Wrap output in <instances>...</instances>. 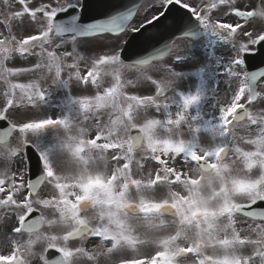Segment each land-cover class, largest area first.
Listing matches in <instances>:
<instances>
[{"label": "snow or ice", "instance_id": "6c2138e0", "mask_svg": "<svg viewBox=\"0 0 264 264\" xmlns=\"http://www.w3.org/2000/svg\"><path fill=\"white\" fill-rule=\"evenodd\" d=\"M16 2L19 10L0 19V220L10 214L14 221L0 238V247L9 250L0 254V264H28L25 256L31 255L40 264H75L80 257H87L88 264H100L101 257L107 264H264V207L259 203L264 202V95L259 87L264 71L253 73L246 65L253 46L264 47V24L250 30L258 19L264 21V0L247 8L238 0H151L145 5L151 14L135 23L139 6L86 21L87 0ZM173 7L190 12L196 29L189 27L174 42L126 62L129 57L123 54L132 33L156 28L150 33L154 37L165 21L176 27L166 15ZM201 31L230 48L231 58L222 63L219 75L227 87L233 82L236 87L220 106L217 120L205 121L211 141L207 146L155 138L161 122L146 118L137 124V115L142 107L160 108L156 99L184 76L172 62H161L182 58L176 42L193 41ZM88 51L96 54L85 55ZM18 58L26 64L14 66ZM153 65L157 74L149 71ZM27 73L39 78L17 82ZM202 73L195 94L179 93L185 111L202 99ZM48 76L69 92L67 114L60 118L41 112L51 94L42 83ZM73 79L85 93L94 91L72 95ZM142 82L154 94L126 91ZM74 106L85 115L111 107L118 114L112 125H123L131 134L121 137L118 127H110L107 134L81 130L55 145L44 142L49 129L70 132ZM177 117L168 124L179 128L185 115ZM241 123L257 130L241 137L247 147L236 140ZM144 140L155 162L146 179L133 173L134 164L144 167L135 159ZM30 149L37 153L39 173L28 161ZM159 190L163 197L158 199ZM59 225L69 230L56 234ZM89 237L98 238L96 248L86 249ZM50 248H59L64 256L52 260L45 251Z\"/></svg>", "mask_w": 264, "mask_h": 264}, {"label": "rangeland", "instance_id": "374dc122", "mask_svg": "<svg viewBox=\"0 0 264 264\" xmlns=\"http://www.w3.org/2000/svg\"><path fill=\"white\" fill-rule=\"evenodd\" d=\"M34 3L35 0H32ZM195 2L199 3V0H195ZM238 3L243 4L245 8H247V4L244 3V1H238ZM2 2H0V5ZM145 5H151V0H147L142 5V8L140 9L139 13L135 17L133 23L137 22L139 19H142L145 14L150 15V12H147ZM261 5V4H260ZM259 5V6H260ZM20 5L16 2V0H9L8 4H6L3 7H0V19H7L10 15H13L15 10H19ZM2 30V28H0ZM22 26L17 27V33L20 34L22 32ZM85 55H95L96 53L94 51H88L84 53ZM231 50L226 44L220 43L219 45V53L215 56L213 63L210 67L206 69V82L210 83L208 87L206 86V90L203 93L201 101L193 105L189 110L185 111L184 105L178 102H171V97L167 95L169 99H166L164 96H159L156 99V104L160 105V108L157 109L155 104L151 107L147 108L146 110L141 108L139 114L137 115V124H140L146 120V118H154L157 115L158 120L161 118L164 121H167V117L171 118L174 116V114L183 113L185 115V121L182 123V125L177 128L174 125H169L171 130L164 131L166 129L165 126H160V131H158L156 128L153 131V136L155 138H158L160 140L165 139H174L175 141L183 140L186 143L187 142H198L201 145L207 146L211 141L209 139V133H207L204 128L202 127V124L205 125V121H213L215 122L219 115V108L220 106L225 103L232 94V88L227 87L224 84V77L220 76L219 73H221L224 69L221 67L222 63H226L231 58ZM209 61L211 60V57L209 56ZM207 58V61H208ZM30 59H35L30 58ZM192 62L194 65V69L196 66L201 64V61L199 58L194 57L192 59ZM14 66H22L26 64V61L24 58H18L13 62ZM30 66V64L28 65ZM86 65L84 63H81V70L83 71L85 69ZM149 71L156 73V66L149 69ZM184 73V76L179 79L175 84L177 85V89H183L186 87L185 95H192L195 94V91L199 88L200 84L196 82V80L193 78V75L195 73L194 70L190 69L188 70V73L191 76V79L189 77H186V72ZM39 74H23L22 77L17 82H28L30 79H38ZM64 79H67V70L64 72ZM217 81L220 82L221 86L217 87ZM45 88H50L51 94L48 101L42 105L41 112L46 113L49 116H53L54 118H60L62 115L67 114V102H68V96L69 92L67 89L57 86L52 82V78L48 76L44 81H42ZM111 78L105 77V84H110ZM182 83H186L184 86ZM174 84V86H175ZM234 88L236 87V82H233ZM209 88V89H208ZM233 88V89H234ZM169 90V88H168ZM94 89L90 90L88 93H85L82 86L78 85L75 82V79H73V82L71 84V94L72 95H82V94H91ZM126 91L129 94H139V95H146V94H154L153 87L147 83L142 82L139 86L136 88H128ZM208 92V93H207ZM168 94V91H167ZM229 97H226L228 96ZM181 102V101H179ZM126 101L121 100V104H125ZM164 105H168L167 108H164ZM259 107V106H257ZM256 110V109H253ZM163 111H167L162 113ZM168 114V115H167ZM117 113L111 108H105L100 111H93L85 115L83 112H81L77 107H73L71 111V130L70 132L64 130V129H53L52 132H57L58 135H62L61 139H64V136L68 135H78L81 130H84L86 134L88 135H95L97 133L98 129L104 130V134H107L108 129L111 127V122L117 118ZM199 116V119H193L194 117ZM177 115L173 120L177 119ZM155 119V118H154ZM247 125V127L244 129V125H238L236 128V140L238 142H243L241 140V137L244 136L243 131H247V129L253 128L252 126ZM115 127V126H114ZM119 128V134L121 137L125 135H129V129H126L123 125L116 126ZM196 128H200V132L196 133ZM241 130V132H240ZM251 132H253V129H251ZM241 133V134H239ZM115 135V133H113ZM197 137H199V140L197 141ZM47 135L44 133L43 139H46ZM53 138V144L57 142L58 137H52ZM144 145L142 148L137 151L135 154V159L139 160L140 163L144 165V167L141 169L137 167L135 164L133 165V173L136 178H147L149 174L152 172L153 167L155 166V162L151 161L149 159L151 152L147 150V140H144ZM207 144V145H206ZM244 145V144H243ZM247 147V145H244ZM110 157V156H109ZM111 158V157H110ZM109 158V159H110ZM165 159H175V157L169 158L167 156H164ZM182 163V162H181ZM133 197L136 196V193L132 194ZM147 195L151 198L153 196V193L149 192ZM156 198H162L163 197V190H159L155 193ZM69 229L63 225H59L57 228L56 234H63L64 232L68 231ZM95 243L93 241L88 244V248L94 249ZM101 257V261H102Z\"/></svg>", "mask_w": 264, "mask_h": 264}, {"label": "flooded vegetation", "instance_id": "af4514ba", "mask_svg": "<svg viewBox=\"0 0 264 264\" xmlns=\"http://www.w3.org/2000/svg\"><path fill=\"white\" fill-rule=\"evenodd\" d=\"M261 3H262V0H247V2H246L247 7L251 4H255L257 7H259V5ZM262 24H264V21H260L258 19L255 27L253 29H250V30L258 31ZM176 43H184V45H186L188 47L197 46V47H199V50H207L209 52L208 54H200V53L198 54L200 56L206 55L207 57L213 56L215 54L214 52L217 51L218 45H219L218 41L214 40L213 37L208 36L206 34H204L203 38L198 42H194V41H190V40H184V41H178ZM255 49H256V46H253V49L251 52L255 51ZM185 50L187 51V50H189V48L182 49L181 54H184ZM195 52H193V54H197ZM259 87L262 90L261 94L264 95V81H261ZM259 203H260L261 207H264V202H259ZM257 210H259V209H257ZM13 223H14V221H13L10 214L7 216H4L3 219L0 220V238H2L5 233L10 232V229L12 228ZM168 223H171V218H168ZM241 223H242V226H246L243 224V221ZM57 228L58 227H55V229H57ZM56 231H54V232H56ZM22 239L26 241L28 239V237L25 236ZM75 250H76L75 248L71 249V251H73V252ZM45 251L47 252V249ZM209 251L211 252L212 249H209ZM246 251L251 253V249H246ZM8 252H9V250L7 249L6 246L0 247V254L7 255ZM25 259L27 260L28 264H40V260L38 259L37 255L25 256ZM84 259H85V257L77 258L75 261V264H88V262H84L85 261Z\"/></svg>", "mask_w": 264, "mask_h": 264}, {"label": "water", "instance_id": "95a60500", "mask_svg": "<svg viewBox=\"0 0 264 264\" xmlns=\"http://www.w3.org/2000/svg\"><path fill=\"white\" fill-rule=\"evenodd\" d=\"M138 2L135 5L134 10L138 6ZM104 13L101 12L100 9L95 10L94 8H90L89 10H85L83 13V17L86 21L93 20L97 18H104ZM186 26L184 24L179 25L178 30L184 29ZM157 32L156 28H149L147 30H142V32L135 33L132 35L134 37L131 41L130 45H127L126 52L123 54L129 59L126 61L131 63L135 59H139L141 57H147L150 53L154 52V50H159L166 45V32H165V22L161 23L158 28V34L154 37H150V33ZM180 34V32L172 33L171 36L174 37Z\"/></svg>", "mask_w": 264, "mask_h": 264}, {"label": "clouds", "instance_id": "9594fccd", "mask_svg": "<svg viewBox=\"0 0 264 264\" xmlns=\"http://www.w3.org/2000/svg\"><path fill=\"white\" fill-rule=\"evenodd\" d=\"M107 72H111L112 71V69L111 68H109V69H107L106 70ZM211 183V181L210 180H208L207 178H206V184H210ZM65 227H68L67 225H64Z\"/></svg>", "mask_w": 264, "mask_h": 264}]
</instances>
